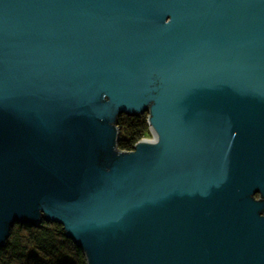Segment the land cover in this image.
<instances>
[{"label":"water","instance_id":"95a60500","mask_svg":"<svg viewBox=\"0 0 264 264\" xmlns=\"http://www.w3.org/2000/svg\"><path fill=\"white\" fill-rule=\"evenodd\" d=\"M43 221L85 264H264V0H0V250Z\"/></svg>","mask_w":264,"mask_h":264},{"label":"trees","instance_id":"16d2710c","mask_svg":"<svg viewBox=\"0 0 264 264\" xmlns=\"http://www.w3.org/2000/svg\"><path fill=\"white\" fill-rule=\"evenodd\" d=\"M118 128L121 150H131L138 140L150 135L146 114L121 115ZM0 264H85V259L64 236L61 225L43 221L37 227L15 225L0 250Z\"/></svg>","mask_w":264,"mask_h":264},{"label":"rangeland","instance_id":"374dc122","mask_svg":"<svg viewBox=\"0 0 264 264\" xmlns=\"http://www.w3.org/2000/svg\"><path fill=\"white\" fill-rule=\"evenodd\" d=\"M144 138H152V135H151V133H150V135L149 136H146V137H144ZM256 198H258V196L256 195Z\"/></svg>","mask_w":264,"mask_h":264}]
</instances>
